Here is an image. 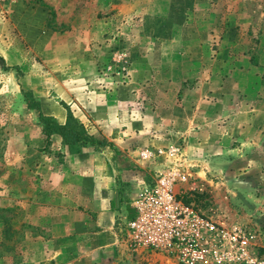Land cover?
I'll use <instances>...</instances> for the list:
<instances>
[{
    "label": "rangeland",
    "instance_id": "obj_1",
    "mask_svg": "<svg viewBox=\"0 0 264 264\" xmlns=\"http://www.w3.org/2000/svg\"><path fill=\"white\" fill-rule=\"evenodd\" d=\"M222 94L234 111L246 98L253 107L264 99V0H0V264H180L127 243L133 206L115 222V242L65 250L83 222L96 223L82 216L92 213L83 196L93 187L75 185L79 148L47 137L41 114L65 123L71 111L113 145L98 121L128 134L156 125L176 134L184 123L189 129L198 101L220 106ZM189 140L155 156L163 167L156 174L172 175L185 203L210 215L217 208L247 232L232 264H264L261 189L245 195L233 182L232 194L225 183L234 177L209 174L210 182L196 173L191 165L204 158Z\"/></svg>",
    "mask_w": 264,
    "mask_h": 264
},
{
    "label": "crops",
    "instance_id": "obj_2",
    "mask_svg": "<svg viewBox=\"0 0 264 264\" xmlns=\"http://www.w3.org/2000/svg\"><path fill=\"white\" fill-rule=\"evenodd\" d=\"M226 96L223 94L220 96L223 98L220 106L217 101L215 103L204 99L198 101V109L194 112L189 129L186 131L183 129L184 123L180 131L175 130L176 134L174 130L165 133L166 131L157 125L144 133L136 129L128 134L122 125L117 129L112 123L110 125L105 121H98L100 130H103L113 145L101 148L85 147L82 148V152L73 153L76 172L71 174L75 185L93 187L88 195L83 196V203L87 202L88 207L92 208V213L82 212V216H87L90 221L95 218L96 223L92 225L83 222V228L78 230L79 232H72L75 242L67 245L65 250L75 248L74 244L78 248L87 247L85 250H95L91 247L104 248L106 244L112 243L111 241L115 242L117 236L114 231L115 222L119 216L122 220L127 219L130 216L128 211L129 213L133 211L130 199L134 194V187L138 186V182L144 177L157 175L156 172L162 171V164L155 156L163 157V153L168 149L165 147L172 146V142L178 149V144L174 143L178 138L187 139L189 136L188 149L204 158L205 162L202 160L199 165L197 163L195 166L191 165L196 173L203 172L210 182L214 180L209 179V174L234 177L230 183L224 182L230 193H234L230 184L235 182L237 186H243L247 192L245 195L254 196L252 194L254 190L261 189L262 198L259 201L264 202V99L253 107L246 98L247 101H242L243 105L234 111L233 108H229L232 104L230 95ZM216 106L220 111L209 113L208 108ZM229 109H232V112L228 113ZM140 155H145V160ZM144 164L150 169H146ZM231 196L234 200V195ZM68 230L71 228L68 227ZM55 232L69 233L58 228Z\"/></svg>",
    "mask_w": 264,
    "mask_h": 264
},
{
    "label": "built area",
    "instance_id": "obj_3",
    "mask_svg": "<svg viewBox=\"0 0 264 264\" xmlns=\"http://www.w3.org/2000/svg\"><path fill=\"white\" fill-rule=\"evenodd\" d=\"M132 206L135 215L125 221L127 243L173 254L180 264H232L248 242L247 232L217 208L210 215L179 199L170 174H159L152 183L141 180Z\"/></svg>",
    "mask_w": 264,
    "mask_h": 264
},
{
    "label": "trees",
    "instance_id": "obj_4",
    "mask_svg": "<svg viewBox=\"0 0 264 264\" xmlns=\"http://www.w3.org/2000/svg\"><path fill=\"white\" fill-rule=\"evenodd\" d=\"M27 100L30 101V95H28ZM41 119L45 122L44 131L47 137H50L53 134L61 135L63 141L71 149L76 147L79 148L76 153L82 152L83 145L89 144L98 148L109 144L111 145L105 137L99 138L97 135L91 134L85 124L80 119L75 117L71 111H69L68 118L65 123H60L43 113L41 114Z\"/></svg>",
    "mask_w": 264,
    "mask_h": 264
}]
</instances>
